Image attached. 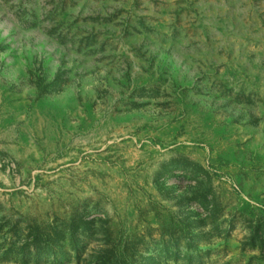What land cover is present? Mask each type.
<instances>
[{"label":"rangeland","instance_id":"rangeland-1","mask_svg":"<svg viewBox=\"0 0 264 264\" xmlns=\"http://www.w3.org/2000/svg\"><path fill=\"white\" fill-rule=\"evenodd\" d=\"M0 264H264V0H0Z\"/></svg>","mask_w":264,"mask_h":264}]
</instances>
